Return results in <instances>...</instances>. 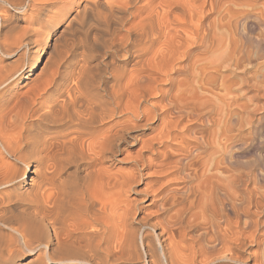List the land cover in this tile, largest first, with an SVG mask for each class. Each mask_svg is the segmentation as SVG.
<instances>
[{"label":"bare ground","instance_id":"6f19581e","mask_svg":"<svg viewBox=\"0 0 264 264\" xmlns=\"http://www.w3.org/2000/svg\"><path fill=\"white\" fill-rule=\"evenodd\" d=\"M2 1L17 9L32 2ZM56 1L64 6L46 31H0V52L9 60H0V146L15 160L0 155V264H263L252 250L264 244L257 162L227 164L225 144L215 147L210 132L184 143L185 155L171 166L174 178L165 180L166 169L150 172L162 154L171 156L162 147L190 117L176 100L186 97L197 55L214 44L205 0H79L72 13L68 6L77 0ZM82 12L96 31L101 27L98 38L90 34L108 49L104 70L88 49L59 48L56 38L49 44L61 22L75 23ZM45 48L43 67L35 79L27 76ZM202 60L207 74L211 60ZM23 78L31 86L13 92ZM200 110L193 108L195 119ZM162 115L158 132L141 137ZM135 141L136 156L118 158ZM34 157L39 179H26ZM117 160L133 167L114 172ZM152 182L159 184L153 193ZM131 191L140 196L130 200ZM151 205L152 216L136 217Z\"/></svg>","mask_w":264,"mask_h":264},{"label":"rangeland","instance_id":"374dc122","mask_svg":"<svg viewBox=\"0 0 264 264\" xmlns=\"http://www.w3.org/2000/svg\"><path fill=\"white\" fill-rule=\"evenodd\" d=\"M35 1L36 0H32V2H30V8L17 9L6 2L3 3V1L0 0V5H2L4 10L7 12L6 13L3 10L4 12H2V15L6 14V16L3 15L5 17H0V31L6 32L10 26L14 28H12L13 31L8 29L12 32V34L13 32L15 34L21 32L24 27L25 29H30L31 27L41 32L46 31V28H49L50 24H54L55 22V20L51 19L50 17L61 13L64 3L62 4L60 2H57L56 0H39L40 2H38L37 0L38 3H36ZM43 1L46 3H44ZM78 1L79 0H77L74 4H71V7L68 6L69 9L67 10H71V13L74 12ZM201 1L199 0V2L203 4L204 0ZM205 1L202 6L203 10H207L208 13V17H206L205 19V21L207 22L205 23L210 25L212 24L211 31L214 39V44L211 50L207 54L203 55L204 57L202 55H197L198 53H200L199 48H196L197 50L195 49V51H199L198 53L196 52L197 54L195 53V51L192 52L194 49L191 50V52L193 53H191L192 55H197V60L194 65V75L191 76L189 80V86L187 89L188 92H186V97L179 96L176 100V103L178 104L179 102V105L183 108L185 114H188L190 117L184 120L180 127L175 130V132H173V138H171L170 140L168 139L166 141V144L162 147V149L167 148L169 151H171V156L167 157L162 154L155 161L153 169L150 171L153 173L156 170L166 169L165 174H163V177H167L165 180L174 178V175L172 174L173 168L171 166L185 155V153L182 151V147L187 142H192L195 136L201 139L202 135H206L210 132L216 134L214 136L215 147H219L220 144L223 143L226 146L227 153L224 157H221L224 158L223 161H225L227 164L240 161L244 163L257 162L263 169V172H261L264 173V0ZM37 4H39V6ZM45 4H50V7ZM37 9H39L40 11ZM36 13L38 15H41L37 17L35 16ZM176 13H178V11H176ZM84 15L86 16V14L82 12L80 16L76 18L78 20L75 19V21H77L75 22L77 25L74 22H61L60 25H58V30L55 35H52L53 32L50 33V36L48 37L49 44L51 45L54 41L53 38H56L55 40H57L59 48H65L66 46L74 47L75 45L74 49L79 48L81 51H84V49L86 51L88 49L89 51L87 50L86 52H89L90 54L93 52L94 54L92 55L96 56H94L95 59L93 60V64H97V68H101L100 70H104L105 66L103 63V59L105 57V54L108 53V49L106 46H102L104 42L102 41V44V42L99 40L100 38L98 39L99 41L97 40L101 27H99V30L96 31L95 29L97 27V24H94V20H89ZM83 20H87L86 23ZM12 22H15V27L13 26ZM83 23L85 24L83 25ZM89 23H93V25ZM16 26L18 29L16 28ZM94 26L95 28H93ZM16 29H21V31L19 30L15 32ZM90 33L97 36V38ZM89 35L91 38L89 37ZM81 37L84 38L81 39ZM86 37H89V40H91L89 41ZM79 40L82 41L80 42ZM86 40L88 43L86 42ZM93 40H96V43ZM78 42L80 43L78 44ZM66 43L67 45H65ZM95 44L97 47H99L95 48ZM100 47H103V51H100ZM46 50L49 51V49L46 48L37 51V54L40 55L38 57V64L35 65L33 72H31V75L27 74V76L35 79V76L41 70L47 59L48 54ZM102 52L104 55L102 54ZM0 54V60L2 59V62L7 63L9 61L8 58L2 55L1 52ZM98 58L100 59L98 60ZM203 58L204 61L207 62H210L211 60V63H208L210 66L207 74L206 71H204V73L202 71ZM32 60H34L33 56L30 57V61ZM101 66L103 67V69ZM25 68H27V64ZM28 70L29 69H27L26 72H28ZM178 78L181 79V76H178ZM25 82H27L26 78L21 79L16 85L18 89H15L13 92L17 91V94L24 93L31 86V84L30 86H25ZM31 83L33 84V82ZM163 87H166L165 89H167L169 85L164 84ZM171 91V94H177L176 88H173ZM181 100L182 103H180ZM195 105L201 106V116L196 119L193 116V108H195ZM14 113L15 112H13V114ZM10 115L12 116V114ZM165 116L166 115L160 116V119L155 122V131L141 129L139 131V133H141V137L146 139L155 135L159 130L158 128H160V122L164 119ZM134 143L129 145L127 144L128 146L125 152L128 154H126L125 152L121 153L119 154L118 158L124 157L126 155L129 156L130 160L133 159L136 156L138 150L141 148V143L136 141ZM1 150L2 147L0 146V155L2 154L1 158L3 159V162H15L14 158L8 157L7 153L3 150L2 153ZM210 151H212V149H210ZM206 158L207 157H205V159ZM132 167L133 164L130 161L121 162L117 160L114 163L113 171L116 172L120 170L127 172ZM245 176L246 178H248L247 175ZM148 180H146V182H148ZM27 183L30 185V180H27ZM258 183L260 190L263 191L264 177L259 179ZM150 186L152 188L149 191L152 192L159 187V184L152 182L150 183ZM143 187H145V185L141 186L140 189H143ZM152 193H150L151 195H144V197L148 199L143 202L144 204L151 202ZM127 196L130 200H132L136 199L137 196L139 197L140 194L131 191L127 194ZM154 209L156 208L153 205L147 206V208L142 209L141 214L137 215L136 217L139 216L138 218H142L147 214H150V216H152V212L154 211ZM151 220L156 219L151 218ZM158 231H160V229ZM260 236L261 240H263L264 242V227H262L261 229ZM252 250L260 253V258H258V261L264 264V244H262L260 247H252ZM252 260L251 263H256L257 261L256 258H253Z\"/></svg>","mask_w":264,"mask_h":264},{"label":"snow or ice","instance_id":"6c2138e0","mask_svg":"<svg viewBox=\"0 0 264 264\" xmlns=\"http://www.w3.org/2000/svg\"><path fill=\"white\" fill-rule=\"evenodd\" d=\"M10 84H6L4 86V91L8 92L9 88H10ZM41 166V162L38 158H33L32 159V163H31V168L29 170V174L28 177L26 179H31V178H35V179H39V172L37 171V169ZM21 264H24V262H21Z\"/></svg>","mask_w":264,"mask_h":264}]
</instances>
